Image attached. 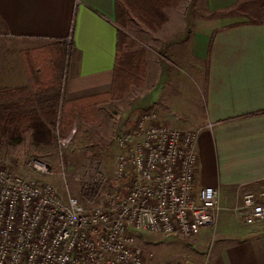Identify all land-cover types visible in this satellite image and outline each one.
<instances>
[{
	"label": "crops",
	"instance_id": "1",
	"mask_svg": "<svg viewBox=\"0 0 264 264\" xmlns=\"http://www.w3.org/2000/svg\"><path fill=\"white\" fill-rule=\"evenodd\" d=\"M119 1L0 0L2 41L12 52L0 67V90L30 88L21 54L65 42L73 49L62 112L108 94ZM166 17L156 32L165 38L158 65L147 70L156 88L140 105L160 124L196 134L195 185L216 189L221 211L212 229L183 240L190 249L173 248L159 264H264V224L244 226L233 212L238 188L264 179V0H198Z\"/></svg>",
	"mask_w": 264,
	"mask_h": 264
},
{
	"label": "built area",
	"instance_id": "2",
	"mask_svg": "<svg viewBox=\"0 0 264 264\" xmlns=\"http://www.w3.org/2000/svg\"><path fill=\"white\" fill-rule=\"evenodd\" d=\"M195 141L145 109L115 137L112 177L98 155L79 197L65 199L43 180L46 164H0V264H146L142 235L191 240L212 229L221 204L216 189L195 185ZM233 212L244 226L264 224V179L238 188Z\"/></svg>",
	"mask_w": 264,
	"mask_h": 264
},
{
	"label": "rangeland",
	"instance_id": "3",
	"mask_svg": "<svg viewBox=\"0 0 264 264\" xmlns=\"http://www.w3.org/2000/svg\"><path fill=\"white\" fill-rule=\"evenodd\" d=\"M175 2L174 7L161 10L165 21L168 12L171 13L174 8L188 11L190 7H197L198 4V0ZM152 23V20L137 16L129 7L121 9V19L117 21L121 38V68L118 70H121V83L127 88L119 100L101 102L88 110H81L80 113H66L61 109L49 144L35 143L31 132L25 133L17 145H12L7 138H0V164L15 172L25 169L29 161L36 160L46 164L51 175L43 180L63 199L68 196L79 197L81 179L90 167L92 159L98 155L101 157L106 176L110 179L119 152L115 142L116 135L131 129L138 114L144 110L140 105L144 92L156 88V78L148 77L147 70L151 65H158L156 59L161 55L158 48L165 38L156 33L162 23L159 27ZM2 39L3 29L0 26V67L12 56L10 43L3 42ZM134 55H137V60H142L145 66L142 74L135 71L132 62ZM20 56L23 60V54ZM66 71L67 66L63 71L64 77ZM154 73L155 71L152 72ZM138 83L142 85L138 86ZM68 139L69 142L64 148V140ZM137 245L145 253L146 264H159L161 259L172 257L173 248L190 249L186 241L162 235H142L138 238Z\"/></svg>",
	"mask_w": 264,
	"mask_h": 264
},
{
	"label": "trees",
	"instance_id": "4",
	"mask_svg": "<svg viewBox=\"0 0 264 264\" xmlns=\"http://www.w3.org/2000/svg\"><path fill=\"white\" fill-rule=\"evenodd\" d=\"M175 4V0H120L116 3V18L117 21L121 19L122 7H129L137 16L152 20V25L159 27L165 22L161 10L174 7ZM120 40L118 32L117 56L110 92L82 100L76 105L79 107V110H75L76 113L88 110L101 102L119 100L125 93L127 87L121 83V70H118L121 68ZM72 49L70 43L59 42L48 50L41 49L23 54L30 88L0 90V138H7L12 145H17L25 133L31 132L35 143L51 142L52 129L59 121L58 114L62 107L65 79L63 71L68 67ZM134 58L132 62L135 71L144 73L142 60H137V55H134ZM141 85L142 83H138V86ZM71 107L64 104L65 110L70 111Z\"/></svg>",
	"mask_w": 264,
	"mask_h": 264
}]
</instances>
